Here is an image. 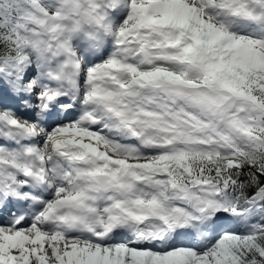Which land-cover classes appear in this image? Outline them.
<instances>
[{
    "label": "snow or ice",
    "instance_id": "6c2138e0",
    "mask_svg": "<svg viewBox=\"0 0 264 264\" xmlns=\"http://www.w3.org/2000/svg\"><path fill=\"white\" fill-rule=\"evenodd\" d=\"M0 264H264V0H0Z\"/></svg>",
    "mask_w": 264,
    "mask_h": 264
}]
</instances>
